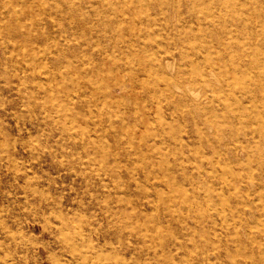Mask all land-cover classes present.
I'll return each mask as SVG.
<instances>
[{"label": "rangeland", "instance_id": "obj_1", "mask_svg": "<svg viewBox=\"0 0 264 264\" xmlns=\"http://www.w3.org/2000/svg\"><path fill=\"white\" fill-rule=\"evenodd\" d=\"M138 1L120 31L126 39L110 45L113 28L95 25L107 16L95 0H0V264H264V99L256 90L264 83H253L264 78L262 40L254 39L261 65L250 52L201 46L229 70L213 88L184 93L185 111L152 87L170 69L138 80L177 30L199 24L168 10L163 17L157 0ZM100 35L113 56L91 48ZM88 66L117 70L109 78L129 84L111 113L81 83Z\"/></svg>", "mask_w": 264, "mask_h": 264}, {"label": "bare ground", "instance_id": "obj_2", "mask_svg": "<svg viewBox=\"0 0 264 264\" xmlns=\"http://www.w3.org/2000/svg\"><path fill=\"white\" fill-rule=\"evenodd\" d=\"M100 6L99 7V10L100 12H104L106 13V17H104L103 20H95V25L96 24H103L104 26L107 27V25L109 26V28H113L112 30V33L111 34H108V37H106L107 40L110 41V45L112 44H116L117 42L119 41H123L124 42V39L125 36L124 34H121V30L122 29H125L127 28L126 27V24H127V20L126 18H128L129 20H132L133 16L136 17V15H134V13H137L134 11V9H137L139 8V5H140V2L137 0V1H134V0H95ZM148 1V0H147ZM156 2V1H155ZM153 3V2H152ZM158 5H161L160 8L162 9V12L161 14L163 15V17H169V15L165 14L164 15V10H168L167 12L170 13V12H174L175 14V17H178V19H183V18H189V19H192V20H197L196 23L199 24L198 28L196 30L193 29V27H190L189 28H181L180 30H177V34H179L180 36H177L176 39L172 40L174 41L173 42V45L170 46L166 51H164L165 53H163V55H160V58H158L159 54L157 57H155L154 59H152L153 61L150 63V65H146V69L144 72V75H145V78H142V80H138L140 81V83L143 82V79H146L149 78V73H150V70L151 68H154L157 72H160L158 71V69L160 68H163L164 71L165 68H168L170 69L171 71H174V72H163L164 74L162 76L163 77V83H160V82H157L156 84H154L152 87H154L155 90H161L163 93H165L166 95L168 94L171 98V100H176L178 98V100H176L179 104V102L181 103V107H183V110H187L188 108V102L185 103L184 101V93H192L191 95H195V91H196V87L197 85H203L205 87H209L208 90L210 88H213L214 85H213V81H217L219 80V78H221L222 76H224L225 78L226 77V71H228L229 69L228 68H225V66H220L216 61L215 59H212L210 57V53H214L213 52H208L207 54L204 53L202 54L201 51L202 49L200 48L201 46L209 49V48H212L213 47V44L215 43L216 47L218 48V50H220L221 54L224 53V54H227L229 55L228 51H230L229 49L233 48L237 51L235 52H238L240 51L238 54L244 56V54L242 53V50L246 52V55H248V53L250 52V58H248L249 61H252V62H255V64L257 65H261V58H259V56L261 55H258L259 54V47L257 46V44L255 43L256 41H254V39L257 37L259 38L258 41L262 40V47H264V0H157L156 2ZM161 3V4H160ZM87 4V3H86ZM148 9V8H147ZM131 11V12H130ZM130 12V13H129ZM126 13V14H125ZM133 13V14H131ZM93 14V13H92ZM160 14V15H161ZM139 15V14H138ZM146 15V14H145ZM147 20L149 19H154L150 16L146 17ZM146 20V21H147ZM140 21V20H139ZM143 21V20H141ZM180 21V20H179ZM183 21V20H182ZM180 21V22H182ZM76 22V21H75ZM149 22V21H148ZM170 22V21H169ZM172 22V21H171ZM193 22V21H192ZM129 25H131L130 21L128 22ZM143 23V22H142ZM168 23V22H167ZM173 23V22H172ZM171 23V24H172ZM137 24V23H136ZM170 24V23H169ZM173 25V24H172ZM184 25V24H183ZM135 26V25H134ZM141 26V25H140ZM181 27V26H180ZM185 27V26H183ZM196 27V26H195ZM194 27V28H195ZM108 28V27H107ZM105 29V28H103ZM136 29V28H135ZM142 29V28H141ZM187 30V31H184V30ZM126 30V29H125ZM129 30V29H128ZM126 30V31H128ZM134 30V29H133ZM137 30V29H136ZM134 30V32L136 31ZM131 32V31H130ZM137 32V31H136ZM141 31L140 30V33L139 35L141 34ZM133 34V33H132ZM138 35V34H136ZM139 35L137 37V39L139 38ZM124 36V37H123ZM92 37V36H91ZM101 35L98 36V40L95 38V43L92 44L91 48H93V50H97L96 51V54L98 55H103V57H105V54L107 56H113L111 53V51L109 52V49H113L112 46L110 47H105V46H101V39H100ZM202 37V41H204V38H211V42H209V44L205 43L204 45H199L197 44L196 42H198L197 40ZM135 38V37H134ZM205 38V39H206ZM130 39V38H129ZM136 39V38H135ZM206 41V40H205ZM204 41V42H205ZM127 42V41H126ZM132 42V41H130ZM188 42H191V43H188ZM200 42V41H199ZM203 42V43H204ZM167 44V42H165ZM257 43H260V42H257ZM165 44V46H166ZM172 44V43H171ZM168 46V45H167ZM167 46L165 47V49L167 48ZM37 47V46H35ZM91 50V51H93ZM209 50V51H211ZM248 50V51H247ZM206 51V50H204ZM217 51V50H216ZM114 52V51H113ZM94 53V52H93ZM154 53V52H153ZM177 53V54H176ZM184 53H188V55H185ZM91 54V53H90ZM95 54V55H96ZM155 54V53H154ZM161 54V52H160ZM218 53L214 54V55H217ZM178 55V57H177ZM226 55V56H227ZM91 56V55H90ZM89 56V57H90ZM155 56V55H154ZM86 57V56H85ZM95 57V56H94ZM116 57V55H115ZM221 57V56H220ZM224 57V56H223ZM231 57V56H230ZM22 58V57H21ZM87 58V57H86ZM153 58V57H152ZM176 58H180L182 63L180 64L179 62V65H174V62L177 63V59ZM216 58V57H215ZM232 58V57H231ZM241 58V57H240ZM84 59V57H83ZM91 59H94V58H91ZM111 59V58H110ZM113 59V58H112ZM220 59V58H219ZM239 59V57H238ZM244 59V58H243ZM242 59V60H243ZM140 60V59H139ZM143 61L141 62H144V59H142ZM233 60V59H232ZM241 60V59H240ZM246 60V59H245ZM95 61V60H94ZM114 61V60H113ZM264 61V60H263ZM90 62V61H89ZM139 62V61H138ZM220 62V61H219ZM222 62V61H221ZM220 62V63H221ZM227 62L231 63V61L227 60ZM93 63V62H92ZM113 63V62H112ZM204 63V65H203ZM96 64V62H95ZM98 64V63H97ZM101 64V63H100ZM139 64V63H138ZM152 64V66H151ZM227 64V63H226ZM236 64V63H235ZM249 64V63H248ZM90 65V64H88ZM118 65V64H117ZM133 65V64H132ZM131 65V67L133 68V66ZM141 65L143 66V64L141 63ZM202 65L204 67H202ZM232 65V64H231ZM254 65V63H253ZM98 66V65H97ZM124 66V65H123ZM145 66V64H144ZM143 66V67H144ZM173 66H177V68L175 69ZM228 66V65H227ZM249 66V65H248ZM31 67V66H30ZM67 67V66H66ZM95 67V65H94ZM94 67H90L88 66V71L87 73L90 72V74H88L87 78L86 79H83L84 78V74L79 77H82L81 80H86L85 82H82L81 80H79V82L81 81V83H87V86L89 89H95V90H98L99 93L98 96H101V102H102V105L108 109V113H111L112 109H114L113 107H115L116 103H117V99H118V96L121 95V93L123 91L126 90V87H129V84L128 82L124 81L122 79L121 76H118L115 77L113 80H111L108 76V73L110 70H107L106 69V72H104L103 67L102 69L98 68V69H95ZM100 67V66H99ZM112 67V66H111ZM229 67V66H228ZM236 67V66H235ZM255 67V66H254ZM114 68V65L113 67ZM125 67H123L122 69H124ZM131 68V69H132ZM139 68V66H138ZM244 68V67H243ZM250 68V67H249ZM263 68V66L261 67ZM117 69V68H115ZM142 69V68H141ZM224 69H225V73H224ZM256 69H257V66H256ZM133 70V69H132ZM131 70V71H132ZM155 70H153V72H155ZM216 70L220 71L219 74L216 72ZM234 70V69H233ZM241 70V68H240ZM246 70V69H245ZM41 71V70H40ZM73 71V70H72ZM82 71V70H80ZM135 71V70H134ZM133 71V72H134ZM253 71V69H252ZM257 71V70H256ZM118 74L121 75V72L119 73V71H114ZM113 70L109 73L110 77H113V74H114ZM123 72V70H122ZM133 72H128V74H131V77L132 78L134 75H133ZM235 72V71H234ZM243 72V71H242ZM259 72V70H258ZM258 72H257V75H258ZM84 73V72H82ZM113 73V74H112ZM125 73V72H123ZM137 73V71L135 72ZM134 73V74H135ZM230 73V72H229ZM227 73V74H229ZM262 73V72H261ZM264 73V72H263ZM74 74V73H73ZM86 74V73H85ZM112 74V76H111ZM116 74V76L118 75ZM141 74V73H140ZM139 74V75H140ZM233 74V73H232ZM72 75V73H71ZM143 75V74H142ZM143 75V76H144ZM221 75V76H220ZM255 75V74H254ZM97 76L100 77V81L102 80L103 83H101L100 85L101 86H95V82L97 81ZM137 76V74H136ZM133 79H135V77ZM204 76H208V78L204 77ZM209 76H211L212 78H210ZM234 76V75H233ZM74 77V76H73ZM86 77V75H85ZM97 77V78H96ZM121 77V78H119ZM140 77V76H139ZM152 77V75H151ZM237 77V76H236ZM232 78V77H231ZM235 78V77H234ZM254 78V77H253ZM252 78V79H253ZM125 79V78H124ZM211 79V80H210ZM222 79V78H221ZM251 79V81H252ZM74 80V79H73ZM131 81V80H130ZM153 81V80H152ZM229 81V80H228ZM233 81V80H232ZM136 82V81H135ZM134 82V84H135ZM225 82V81H223ZM234 82V81H233ZM244 82V81H243ZM262 82V84L264 83V78L263 77H255L253 79V83L254 84H259L260 86V83ZM99 83V82H98ZM96 83V84H98ZM131 83V82H130ZM139 83V82H138ZM229 83V82H228ZM232 83V82H231ZM245 83V82H244ZM132 84V83H131ZM226 84V83H225ZM127 85V86H126ZM142 85H144V83H142ZM145 85L147 86L148 84H146L145 82ZM201 85V86H202ZM243 85V84H242ZM247 85V84H246ZM80 86V85H79ZM160 86V88H159ZM200 86V87H201ZM227 86V85H226ZM231 86V85H230ZM258 86V85H257ZM264 86V85H263ZM132 87V86H131ZM144 87V86H143ZM233 87V86H232ZM87 89V87H85ZM120 88H122L121 90H119ZM229 88V86H228ZM231 88V87H230ZM229 88V89H230ZM78 89V87H77ZM88 89V90H89ZM128 89V88H127ZM145 89V88H144ZM174 89H177L178 91H180L182 94H176L174 92ZM225 89V88H224ZM232 89V88H231ZM239 89H245V86L242 88L239 87ZM247 89V88H246ZM84 90V89H83ZM207 90V89H206ZM220 90V89H219ZM257 92L259 93V95L261 96L258 97L259 99H264V87H258L257 89ZM64 91V90H63ZM82 91V90H81ZM90 91V90H89ZM131 91V90H130ZM153 91V90H152ZM160 91V92H161ZM217 91V90H216ZM218 92V91H217ZM223 92H226V91H223ZM245 92V91H243ZM256 92V93H257ZM81 93V92H80ZM83 93V92H82ZM81 93V94H82ZM89 93V92H88ZM146 93V92H145ZM144 93V94H145ZM154 94H156L155 92H152ZM255 93V94H256ZM96 94V93H95ZM97 94L95 97H97ZM101 94V95H99ZM158 94V93H157ZM164 94V95H165ZM207 94V92H206ZM149 95V93H148ZM161 95V94H160ZM189 95V94H188ZM203 95V94H202ZM210 95V94H209ZM92 96V95H91ZM141 96V94H140ZM153 96V94H152ZM159 96V95H158ZM158 96H156L155 98H159ZM128 97V96H127ZM132 97V96H131ZM163 97V95H162ZM162 97H161V101L162 100ZM252 97V95H251ZM85 98V97H84ZM89 97H87V100H88ZM99 98V97H98ZM125 98V97H124ZM123 98V99H124ZM142 98V97H141ZM147 98V97H146ZM167 98V97H166ZM174 98V99H173ZM122 99V98H120ZM122 99V100H123ZM135 99V98H134ZM143 99V98H142ZM148 99V98H147ZM146 99V100H147ZM151 99V98H150ZM169 99V100H170ZM192 99V97L190 98ZM207 99V98H206ZM205 99V100H206ZM66 100V99H65ZM93 100V98H92ZM97 100V99H96ZM133 100V99H132ZM136 100V99H135ZM168 100V101H169ZM200 100V99H198ZM197 100V101H198ZM212 100V99H211ZM258 100V99H257ZM90 101V100H89ZM100 101V100H99ZM145 101V100H144ZM153 101V99H152ZM158 101V100H157ZM167 101V100H166ZM261 101V100H260ZM263 101V100H262ZM66 102H69V100ZM84 102V101H82ZM88 102V101H86ZM130 102V101H129ZM149 102V100L147 101ZM151 102V101H150ZM165 102V101H164ZM175 102V101H174ZM196 102V101H195ZM203 102V101H202ZM205 102V101H204ZM92 103V102H91ZM94 103V102H93ZM100 103V102H99ZM264 103V102H263ZM81 104V103H80ZM97 104V102H96ZM119 104V102H118ZM131 104V103H130ZM143 104V103H142ZM154 104V103H153ZM162 104V103H161ZM55 105V104H54ZM95 105V103H94ZM98 105V104H97ZM145 105H147V103H145ZM172 105V104H171ZM175 105H177L175 103ZM204 105V104H203ZM66 108L68 109V111H70L69 107H67V105H65ZM87 106V105H86ZM92 106V105H91ZM100 105H98L97 107H99ZM138 106V105H137ZM57 107V106H56ZM60 107V106H59ZM80 107V106H79ZM95 107V106H93ZM159 107V106H158ZM199 107V104H196L195 105V108L197 109ZM205 107V105H204ZM203 107V108H204ZM54 108V107H53ZM63 108V107H62ZM76 108V110L78 111V107H74ZM100 108V107H99ZM103 108V107H102ZM120 108V107H119ZM157 108V107H156ZM160 108V107H159ZM177 108V107H176ZM175 108V109H176ZM212 108V106H211ZM84 110V108H82ZM95 109V108H94ZM155 109V108H154ZM202 109V108H201ZM205 109V108H204ZM203 109V110H204ZM213 109V108H212ZM62 110V109H61ZM65 110V109H64ZM81 110V111H83ZM107 110V109H106ZM157 110V109H156ZM155 110V111H156ZM180 110V109H178ZM56 111V110H55ZM81 111H80V114H81ZM100 111V110H99ZM120 111V110H119ZM128 111V110H127ZM135 111V110H134ZM177 111V110H176ZM182 111V110H181ZM205 111V110H204ZM59 112V110H58ZM62 112V111H61ZM114 112V110H113ZM118 112V109L117 111ZM121 112V111H120ZM119 112V113H120ZM140 112V111H139ZM138 112V113H139ZM143 112V111H142ZM158 112V110H157ZM156 112V113H157ZM201 112V111H200ZM238 112V111H237ZM65 113V112H63ZM91 113V112H90ZM101 113V112H100ZM103 113V112H102ZM126 113V112H125ZM128 113V112H127ZM132 113V112H130ZM137 113V114H138ZM202 113V112H201ZM204 113V112H203ZM77 114V113H76ZM88 114V113H87ZM95 115V113H93ZM92 114V115H93ZM105 114V113H104ZM218 114V113H216ZM248 114V113H247ZM60 115V114H59ZM68 115H71L70 112ZM79 115V114H78ZM140 115V113H139ZM74 116V115H73ZM144 116V115H143ZM201 116V115H200ZM98 117V116H97ZM118 117V115H117ZM116 117V118H117ZM120 117V116H119ZM119 117H118V120H119ZM135 117V116H134ZM142 117V116H141ZM140 117V118H141ZM89 118V116H88ZM124 118V117H123ZM147 118V117H146ZM150 117H148L149 119ZM202 118V116H201ZM71 119V118H69ZM98 119V118H97ZM110 119V118H109ZM108 119V120H109ZM122 119V118H121ZM125 119V118H124ZM123 119V120H124ZM195 119V118H194ZM208 119V118H207ZM80 120V119H79ZM91 120V119H90ZM122 120V121H123ZM136 120V119H135ZM191 120V119H189ZM202 120V119H201ZM210 120V119H209ZM219 120V119H218ZM92 121V120H91ZM95 121V120H94ZM93 121V122H94ZM150 121V120H149ZM158 121V120H157ZM195 121H197L195 119ZM106 122V121H105ZM112 122L114 123V120H112ZM96 123V122H95ZM121 123V122H120ZM124 123V122H123ZM136 123V121H135ZM150 122H148V125H149ZM185 123V122H184ZM198 123V122H197ZM212 123V122H210ZM75 124V123H74ZM100 124V123H99ZM98 124V125H99ZM126 124V123H125ZM141 124V123H140ZM88 125V124H87ZM117 125V124H116ZM119 125V124H118ZM213 125V124H212ZM218 125V124H217ZM120 126V125H119ZM140 126V125H139ZM197 126V125H196ZM195 126V127H196ZM199 126V124H198ZM263 126V125H262ZM219 127H222V126H219ZM91 128V127H90ZM99 128V127H98ZM140 128V127H139ZM164 128V127H162ZM241 128V127H240ZM93 129H94V126H93ZM102 129V128H101ZM123 129V128H122ZM129 129H130V126H129ZM219 129V128H218ZM223 129V128H222ZM97 130V129H95ZM115 130V129H114ZM119 130V129H118ZM132 130V129H131ZM216 130V128H215ZM124 131V130H122ZM130 130H128V134H132L129 133ZM135 131V130H134ZM96 132V131H95ZM103 132V129L102 131ZM110 132V131H109ZM141 132V131H140ZM144 132V130H143ZM111 133H112V130H111ZM125 133V132H124ZM137 133V132H136ZM260 133V136L263 138L264 140V126L263 128L259 131ZM99 134V133H98ZM133 135V134H132ZM131 135V136H132ZM135 135V134H134ZM237 135V133H236ZM117 136V135H116ZM115 136V137H116ZM119 136V135H118ZM124 136V135H122ZM148 136V135H147ZM150 136V135H149ZM114 137V138H115ZM126 137V136H125ZM134 137V136H133ZM258 137V136H257ZM161 138V137H160ZM166 138V137H165ZM134 139V138H133ZM143 139V138H142ZM129 140V139H128ZM131 140V139H130ZM141 140V139H140ZM145 141V140H143ZM253 142V141H252ZM109 143V142H108ZM141 143V142H140ZM146 142H144L145 144ZM100 144V143H99ZM106 144V143H105ZM134 144V143H133ZM147 144V143H146ZM256 144V143H255ZM135 145V144H134ZM257 145V144H256ZM99 146V145H97ZM131 146V145H130ZM146 146V145H145ZM101 146H99L100 148ZM105 147V146H104ZM148 148V144L146 146ZM95 148V147H94ZM103 148V147H102ZM136 149V145L134 147ZM106 149V148H105ZM109 149V148H108ZM144 149V147H143ZM237 149V148H236ZM243 149V148H242ZM137 150V149H136ZM237 151V150H236ZM238 152V151H237ZM251 152V151H250ZM103 163V162H102ZM235 164V163H234ZM256 170V169H255ZM257 171V170H256ZM229 173V172H228ZM264 175V174H263ZM172 182V181H171ZM175 182V181H174ZM173 182V183H174ZM177 184V183H176ZM193 184V183H192ZM208 191V190H207ZM212 193V192H211ZM211 193L209 196H211ZM159 195H161L159 192H158ZM181 195V194H180ZM180 195H178L179 197H181ZM174 196V194L172 195ZM213 196V194H212ZM212 196L210 198H212ZM176 197V196H175ZM186 197V196H185ZM190 197V196H189ZM161 198V197H160ZM174 198V197H173ZM182 198V197H181ZM187 198V197H186ZM163 198V195H162V198ZM184 199V198H183ZM196 198H194L195 200ZM207 199V198H206ZM180 200V199H178ZM208 200V199H207ZM165 201V200H164ZM177 201V199H176ZM196 201V200H195ZM210 201V200H209ZM184 202V201H183ZM192 202V201H191ZM195 203V202H194ZM194 205V204H193ZM198 205V204H197ZM188 206V205H187ZM249 206V205H248ZM196 207V205L194 206ZM200 207V206H199ZM263 214V213H262ZM132 216V214H131ZM188 216V215H187ZM189 218V217H188ZM184 219V218H183ZM155 222V221H154ZM117 223V222H116ZM156 223V222H155ZM200 223V222H199ZM240 224V223H239ZM263 225V224H262ZM252 226V225H251ZM178 227V226H177ZM188 227V226H187ZM171 228V227H170ZM258 229V228H257ZM189 230V229H188ZM251 230V229H250ZM7 231V230H6ZM252 231V230H251ZM250 231V232H251ZM201 233V232H200ZM235 233V232H234ZM252 233V232H251ZM250 233V235H251ZM261 234V233H260ZM264 233H262L261 236H264L263 235ZM249 235V236H250ZM254 236V235H252ZM252 238V237H251ZM249 237V239H251ZM186 239V238H185ZM253 239V238H252ZM260 237H256L253 239L254 243H257L259 244V242L261 243L260 241ZM147 240V239H146ZM196 241V240H195ZM242 241V240H241ZM237 242V241H236ZM190 243V242H189ZM165 244V243H164ZM163 245V244H161ZM160 245V246H161ZM172 246V245H171ZM193 246V245H192ZM258 246V245H257ZM260 247V246H259ZM169 249V248H168ZM232 255V254H231ZM27 256V255H26ZM63 258V257H62ZM88 259V258H87ZM172 259V258H171Z\"/></svg>", "mask_w": 264, "mask_h": 264}]
</instances>
